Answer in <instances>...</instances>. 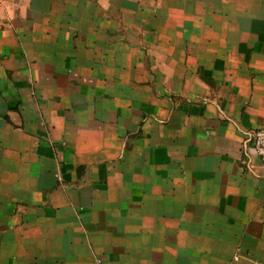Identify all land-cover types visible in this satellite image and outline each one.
<instances>
[{
  "label": "crops",
  "instance_id": "obj_1",
  "mask_svg": "<svg viewBox=\"0 0 264 264\" xmlns=\"http://www.w3.org/2000/svg\"><path fill=\"white\" fill-rule=\"evenodd\" d=\"M264 0H0V264H264Z\"/></svg>",
  "mask_w": 264,
  "mask_h": 264
},
{
  "label": "built area",
  "instance_id": "obj_2",
  "mask_svg": "<svg viewBox=\"0 0 264 264\" xmlns=\"http://www.w3.org/2000/svg\"><path fill=\"white\" fill-rule=\"evenodd\" d=\"M248 140L258 155L264 159V127H257L251 130Z\"/></svg>",
  "mask_w": 264,
  "mask_h": 264
}]
</instances>
